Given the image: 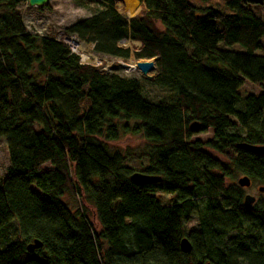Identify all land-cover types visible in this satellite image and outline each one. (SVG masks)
<instances>
[{
	"label": "trees",
	"instance_id": "16d2710c",
	"mask_svg": "<svg viewBox=\"0 0 264 264\" xmlns=\"http://www.w3.org/2000/svg\"><path fill=\"white\" fill-rule=\"evenodd\" d=\"M26 1L0 0V264H264V203L245 208L242 188L227 183L241 174L264 185V154L238 146L264 145V88L239 92L264 84V20L253 3L137 0L143 15L126 18L97 0L102 9L65 28L124 61L131 53L119 41L139 42L133 58H155L151 81L174 95L154 101L137 79L82 63L63 36L28 31L16 10ZM193 122L211 137L192 140ZM122 134L144 140L141 171L111 145ZM133 172L160 181L135 185ZM191 217L197 227L186 233ZM34 239L41 246L29 252Z\"/></svg>",
	"mask_w": 264,
	"mask_h": 264
},
{
	"label": "rangeland",
	"instance_id": "374dc122",
	"mask_svg": "<svg viewBox=\"0 0 264 264\" xmlns=\"http://www.w3.org/2000/svg\"><path fill=\"white\" fill-rule=\"evenodd\" d=\"M137 1V0H136ZM138 3L137 12L133 15H128L124 10L120 9L117 5V2L113 0V5L115 10L126 18L132 17H140L142 16L141 6ZM28 4L21 3L16 7L17 12H19L22 16L23 23L26 29L33 33H38L42 35L55 36L59 38L63 36V41L67 43L70 47L71 51L78 55L79 60L82 63L90 64L98 68L99 72L106 73L114 71L121 76L127 78H135L139 81L141 85V93L144 98L150 100H165L172 101L174 100V95L167 91L164 88L156 85L151 79H147L142 76L139 71L136 69H128L125 64L129 61L136 62L132 56V51L139 47V42L130 41V40H121L118 43V46L121 48H127L130 50V57L127 60H121L117 58H110L106 56H100L93 52V44L89 42H84L80 40L75 35H66L64 34L65 28L70 24L91 16L96 11L102 9L104 7L102 2L97 0H48V2L40 7H32L27 8ZM248 7L252 9V11L264 20V0L261 5L257 4H248ZM76 38L78 41L83 42L86 46V53L88 54V59H85L82 55V52L76 50L70 44V38ZM261 42L264 44V37L261 39ZM220 48L244 52L245 49L239 44L226 45L222 42L218 43ZM258 54V51H257ZM141 60V59H140ZM154 76V72H151ZM261 88H264V84L259 86L252 84L250 82H245L239 92L241 96H244L248 93H258ZM143 90V92H142ZM211 129L206 132H195L192 136V140H200L205 141L211 137ZM113 147L119 148L121 150H125L129 153V157L127 158L125 164L131 167L134 171H141L148 165V159L144 156L145 142L142 139L141 135H133V134H122L119 139L111 144ZM8 167V151L4 137H0V178L6 171ZM49 167L48 164L44 165L43 168ZM44 170V169H43ZM241 174H238L233 180L227 181L229 184H237V179ZM259 187H263V184H259L256 182H252L250 187H242L243 194H250L254 196L255 203H264V189L263 191L259 190ZM33 191L39 194V191L32 187ZM156 197L161 200L162 203L171 204L174 201V196H170L169 194L157 191L155 193ZM42 196V195H41ZM63 201L66 205L72 210L77 211L81 208L82 204L79 198H73L70 195H65L63 197ZM89 219L92 223H96L94 216L87 213ZM197 219L196 217H191L190 221L186 224V233L192 229L197 227Z\"/></svg>",
	"mask_w": 264,
	"mask_h": 264
},
{
	"label": "water",
	"instance_id": "95a60500",
	"mask_svg": "<svg viewBox=\"0 0 264 264\" xmlns=\"http://www.w3.org/2000/svg\"><path fill=\"white\" fill-rule=\"evenodd\" d=\"M115 1L118 2L119 0H115ZM246 1L253 3V4H257V5H261L263 3V0H246ZM47 2H48V0H27V4L30 7H40V6L45 5ZM154 61H155V58L137 60L135 62L134 69L139 71V73L142 76H144L145 78L151 79L153 77V75L150 73L153 72V70L155 69ZM189 128L191 131L196 132L199 130L200 125L198 122H193L190 124ZM238 146L248 150L251 153L257 154V155H263L264 154V145H253V144H248V143H240V144H238ZM129 179L135 185H147V184H151V183H155V182L160 181L159 176L148 175V174H144L141 172H133L129 176ZM237 184L241 188L242 187H249L251 184V180L249 179L248 176L243 175V176L238 177ZM263 189H264L263 187H259L260 191H263ZM254 202H255L254 196H252L250 194H244L243 206L245 208H250ZM40 246H41V242L37 239H34L31 243H29L27 245V250L29 252H31L35 248H38ZM179 247L183 253L190 252V250L192 248L191 243L189 242L187 237H182L180 239Z\"/></svg>",
	"mask_w": 264,
	"mask_h": 264
},
{
	"label": "bare ground",
	"instance_id": "6f19581e",
	"mask_svg": "<svg viewBox=\"0 0 264 264\" xmlns=\"http://www.w3.org/2000/svg\"><path fill=\"white\" fill-rule=\"evenodd\" d=\"M117 4H118L117 6L120 9L124 10L129 16L137 12L138 9V3L136 0H119ZM69 41L74 49L81 51L83 57L85 59H88V54L86 53V46L83 42L78 41L74 37L70 38ZM125 66L128 69H133L135 66V62L129 61L127 64H125Z\"/></svg>",
	"mask_w": 264,
	"mask_h": 264
},
{
	"label": "flooded vegetation",
	"instance_id": "af4514ba",
	"mask_svg": "<svg viewBox=\"0 0 264 264\" xmlns=\"http://www.w3.org/2000/svg\"><path fill=\"white\" fill-rule=\"evenodd\" d=\"M251 185V184H250ZM250 187V186H249Z\"/></svg>",
	"mask_w": 264,
	"mask_h": 264
},
{
	"label": "built area",
	"instance_id": "2783aa9c",
	"mask_svg": "<svg viewBox=\"0 0 264 264\" xmlns=\"http://www.w3.org/2000/svg\"><path fill=\"white\" fill-rule=\"evenodd\" d=\"M67 44V43H66Z\"/></svg>",
	"mask_w": 264,
	"mask_h": 264
}]
</instances>
